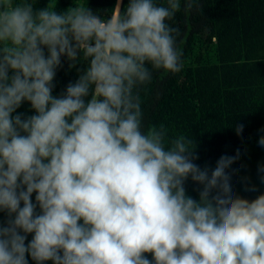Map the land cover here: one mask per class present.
I'll return each instance as SVG.
<instances>
[{
  "label": "clouds",
  "instance_id": "obj_1",
  "mask_svg": "<svg viewBox=\"0 0 264 264\" xmlns=\"http://www.w3.org/2000/svg\"><path fill=\"white\" fill-rule=\"evenodd\" d=\"M57 5L0 0V264H264V190L234 178L244 145L201 167L194 138L144 130L140 88L184 67L181 0ZM64 62L76 76L54 93Z\"/></svg>",
  "mask_w": 264,
  "mask_h": 264
},
{
  "label": "trees",
  "instance_id": "obj_2",
  "mask_svg": "<svg viewBox=\"0 0 264 264\" xmlns=\"http://www.w3.org/2000/svg\"><path fill=\"white\" fill-rule=\"evenodd\" d=\"M199 8L185 12L183 0L174 20L180 29L177 46L183 49L184 67L178 73L154 70L149 84L139 90L144 130L163 123L168 137L185 134L194 138L201 167L214 162L224 148L244 145L234 158L236 189L244 191L241 177L260 185L257 164L264 162V148L257 143L264 134V0H198ZM46 0H38L43 6ZM102 15L113 13L115 0H88ZM72 0H58V9ZM76 76L67 62L57 71L54 93ZM18 111H27V104ZM247 114V115H246ZM246 115L243 132L235 126ZM186 189L196 195L194 184ZM3 214H0L2 218ZM30 238V237H29ZM30 264H32L30 260ZM50 264V262H49Z\"/></svg>",
  "mask_w": 264,
  "mask_h": 264
}]
</instances>
